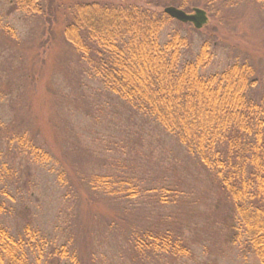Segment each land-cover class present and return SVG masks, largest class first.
I'll use <instances>...</instances> for the list:
<instances>
[{
    "label": "rangeland",
    "instance_id": "obj_1",
    "mask_svg": "<svg viewBox=\"0 0 264 264\" xmlns=\"http://www.w3.org/2000/svg\"><path fill=\"white\" fill-rule=\"evenodd\" d=\"M51 1L50 14L35 16L0 0V225L15 237L30 224L45 237L48 255L66 248V257L51 254L42 263L260 264L250 251L226 241L222 212L213 211L221 194L196 161L150 118L135 114L85 75V60L64 40L68 8L76 1L149 7L160 14L168 7L164 0ZM222 7L218 17L207 11L209 21L198 30L171 19L159 32V45L175 32L187 38L183 65L206 42L209 61L199 70L202 78L245 60L257 78L264 77V4L236 0ZM24 132L29 139L21 138ZM30 139L51 156L50 147L58 156L65 153L72 167H80V156L88 175H125L141 186L123 198L92 189L96 204H80L58 182L55 157L34 160ZM164 185L177 192L169 205L160 203L168 197L160 189ZM146 228L181 234L191 255L139 256L130 235ZM36 259L31 255L30 264Z\"/></svg>",
    "mask_w": 264,
    "mask_h": 264
},
{
    "label": "trees",
    "instance_id": "obj_2",
    "mask_svg": "<svg viewBox=\"0 0 264 264\" xmlns=\"http://www.w3.org/2000/svg\"><path fill=\"white\" fill-rule=\"evenodd\" d=\"M11 1L14 9L29 15L50 14L53 9L51 0L46 6L41 0ZM253 1L264 4V0ZM76 2L68 8L63 35L78 57L85 60V75L135 114L150 118L196 161L209 176L213 189L221 194L213 211L222 212L226 241L241 245L264 264V77L257 78L255 69L245 60L202 78L199 70L209 61L208 44L203 42L194 59L180 64L182 49H189L190 43L175 32L159 45L160 30L171 22L163 11L157 14L149 7ZM235 2L164 0V7L186 13L205 9L207 15L218 17L222 6ZM27 134L24 132L21 138L29 139ZM30 141L35 161H55V157L58 182L66 187L68 197L77 198L80 204L85 201L90 208L96 204L89 193L92 189L123 198L132 197L141 186L125 175H88L83 172L80 156V167H72L65 153L58 151V156L50 147L51 156ZM160 189L168 195L160 203L169 205V199L177 196L170 185ZM135 231L130 241L139 256L154 254L180 260L191 255L182 235L171 229ZM47 244L28 223L15 237L0 225V264H30V256L35 254L36 264H50L42 260L51 254L66 257L64 246L48 255Z\"/></svg>",
    "mask_w": 264,
    "mask_h": 264
},
{
    "label": "water",
    "instance_id": "obj_3",
    "mask_svg": "<svg viewBox=\"0 0 264 264\" xmlns=\"http://www.w3.org/2000/svg\"><path fill=\"white\" fill-rule=\"evenodd\" d=\"M164 13L179 23L191 24L197 30L206 26L208 22L206 12L198 8L194 9L191 13H186L174 7H167L164 9Z\"/></svg>",
    "mask_w": 264,
    "mask_h": 264
}]
</instances>
